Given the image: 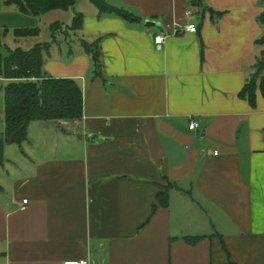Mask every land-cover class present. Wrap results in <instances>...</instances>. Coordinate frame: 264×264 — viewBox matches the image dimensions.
<instances>
[{
    "label": "crops",
    "instance_id": "0c3cea01",
    "mask_svg": "<svg viewBox=\"0 0 264 264\" xmlns=\"http://www.w3.org/2000/svg\"><path fill=\"white\" fill-rule=\"evenodd\" d=\"M107 2L142 21L100 17L89 0L69 17L51 13L65 25L84 17L81 30L59 33L44 66L77 81L83 116L35 121L26 143L5 146L0 264H264V97L258 90L255 107L239 97L260 56L264 0ZM47 15L0 0V34L41 28ZM191 23L198 33L155 44ZM81 40H100L103 77ZM5 128L0 93V138ZM170 182V206L152 214Z\"/></svg>",
    "mask_w": 264,
    "mask_h": 264
},
{
    "label": "trees",
    "instance_id": "16d2710c",
    "mask_svg": "<svg viewBox=\"0 0 264 264\" xmlns=\"http://www.w3.org/2000/svg\"><path fill=\"white\" fill-rule=\"evenodd\" d=\"M98 10V16H118L125 21L141 22L142 19L129 13L123 8L112 6L107 0H89ZM77 0H3V5L16 7L23 15L33 18H42L44 15L72 10ZM191 5L203 8L204 0H191ZM208 10V9H207ZM212 13L213 20L223 13ZM84 17L76 13L71 25L55 22L49 26L51 40L38 42L31 49L16 47L8 48L4 39L9 35V29L0 34V78L6 82L0 84V93L4 94L6 128L0 138V164L5 161V146L8 144L22 145L29 140L28 128L35 121H74L83 116V90L76 80L68 78H53L45 73V57L50 54L53 44L57 43L59 33H72L83 28ZM258 22L264 27V12L258 17ZM199 31V30H198ZM12 34L16 39L28 40L38 38L43 33L41 28H16ZM257 45L260 53L253 67V72L239 93V97L248 100L251 106L257 104V91L260 90L264 97V34L258 39ZM85 53L94 62V75L103 77V60L101 42L80 41ZM3 47H6L2 53ZM174 186L169 183L165 192L158 194L157 203L154 204L152 214L159 208L170 206L169 188ZM202 236L186 237L190 244H196Z\"/></svg>",
    "mask_w": 264,
    "mask_h": 264
},
{
    "label": "rangeland",
    "instance_id": "374dc122",
    "mask_svg": "<svg viewBox=\"0 0 264 264\" xmlns=\"http://www.w3.org/2000/svg\"><path fill=\"white\" fill-rule=\"evenodd\" d=\"M79 1H88V0H79ZM62 12L61 14H65L66 17H69L71 15V13L69 12H64V11H60ZM58 16L55 17L54 14L49 13L47 16H45L42 19V25H41V30H42V41H36L35 38H30L28 40H22V39H16L15 37L12 38H8L6 40H4V44L11 49H16V47H21V48H25L27 49L25 46H29L28 48H31V46H33L34 44H36L37 42H45L48 41L50 36H51V32L49 30V26L55 22H64V20H59ZM6 49V47H3ZM5 49H2V53H4L3 51H5ZM24 144V143H23ZM6 163V162H5ZM5 163H3V165H5Z\"/></svg>",
    "mask_w": 264,
    "mask_h": 264
},
{
    "label": "built area",
    "instance_id": "2783aa9c",
    "mask_svg": "<svg viewBox=\"0 0 264 264\" xmlns=\"http://www.w3.org/2000/svg\"><path fill=\"white\" fill-rule=\"evenodd\" d=\"M189 16H192V11L190 10L188 12ZM198 30L199 28H197V25L195 23H191L189 25H187L186 27H180V26H176L175 25L173 26V30L169 33H166V34H162V36H158L156 37L155 39V44H157L158 48L159 49H162L166 39L170 36H176V35H179V34H184V33H188V34H195V33H198ZM199 128V123L197 121H193L190 123L189 125V129L191 131H194V130H197ZM218 153L216 152L215 155H217ZM28 201L25 200L23 202L24 205H27ZM64 264H92L90 260L88 259H81L79 261L77 260H68L66 261Z\"/></svg>",
    "mask_w": 264,
    "mask_h": 264
},
{
    "label": "water",
    "instance_id": "95a60500",
    "mask_svg": "<svg viewBox=\"0 0 264 264\" xmlns=\"http://www.w3.org/2000/svg\"><path fill=\"white\" fill-rule=\"evenodd\" d=\"M146 26H149V27H158V28H160L161 26H160V24H158V23H156V22H152V21H150V20H147V22H146Z\"/></svg>",
    "mask_w": 264,
    "mask_h": 264
}]
</instances>
